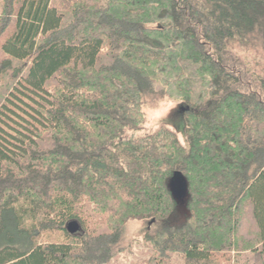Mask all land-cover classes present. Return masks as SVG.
<instances>
[{
    "label": "trees",
    "instance_id": "obj_1",
    "mask_svg": "<svg viewBox=\"0 0 264 264\" xmlns=\"http://www.w3.org/2000/svg\"><path fill=\"white\" fill-rule=\"evenodd\" d=\"M0 55V264H264V0H0Z\"/></svg>",
    "mask_w": 264,
    "mask_h": 264
},
{
    "label": "clouds",
    "instance_id": "obj_2",
    "mask_svg": "<svg viewBox=\"0 0 264 264\" xmlns=\"http://www.w3.org/2000/svg\"><path fill=\"white\" fill-rule=\"evenodd\" d=\"M198 91H207L198 89ZM183 100V97L175 94L153 97L145 95L139 102V107L135 109L137 113L138 124L146 132L157 131L162 123L166 122L170 112L176 108ZM133 138L141 135V132L127 130ZM122 237L127 242L140 241L146 230V222L140 219L130 217L122 226ZM134 257L127 253H122L117 257L118 264H133Z\"/></svg>",
    "mask_w": 264,
    "mask_h": 264
},
{
    "label": "rangeland",
    "instance_id": "obj_3",
    "mask_svg": "<svg viewBox=\"0 0 264 264\" xmlns=\"http://www.w3.org/2000/svg\"><path fill=\"white\" fill-rule=\"evenodd\" d=\"M257 53V50H255V54ZM1 57V55H0ZM257 58H260V62L262 63V58H261V54L257 53ZM259 60V59H258ZM258 70L261 72L262 70V66H258ZM264 73V72H262ZM181 108H185V105L183 106L182 103L178 104L176 106V108H174L170 114H169V117L168 119L166 120V122L162 123L161 126H165V127H168L170 129H172L173 131L176 132L178 138H179V141L181 142L182 145L188 147V143H187V139H186V135H185V125H186V122L183 118V114H180V109ZM160 126V127H161ZM143 133H152V132H146L143 130ZM172 185V183H171ZM173 188V187H172ZM174 190V189H173ZM176 197H177V202H178V212L176 214V216L178 217V219L181 221L183 220L186 215H187V209H186V203H187V194L183 191V193L180 195L179 197V194L176 193L174 191ZM179 197V199H178ZM147 227H148V224L146 222V230H147ZM146 233V232H145ZM145 233L143 235V238L140 240V241H136V242H127L124 240V248H125V251L123 253H127L128 255H132L134 257V261H133V264H137V261L139 259L142 258V261L146 258V254H147V250L143 248V245H144V236H145ZM223 254H225L224 256H221V258L219 259L220 261H222L223 264H235L236 262V259L234 258L235 257V253L233 251L231 252H222ZM226 256L230 257L231 260L230 262L227 261L226 259ZM242 263V262H241ZM240 263V264H241ZM115 264H118L117 262V258H116V261H115ZM145 264V263H143ZM242 264H245L244 262Z\"/></svg>",
    "mask_w": 264,
    "mask_h": 264
},
{
    "label": "water",
    "instance_id": "obj_4",
    "mask_svg": "<svg viewBox=\"0 0 264 264\" xmlns=\"http://www.w3.org/2000/svg\"><path fill=\"white\" fill-rule=\"evenodd\" d=\"M185 109L184 108H181V111L183 112ZM80 230V226L77 222H70L68 225H67V231L70 233V234H76L78 231Z\"/></svg>",
    "mask_w": 264,
    "mask_h": 264
}]
</instances>
